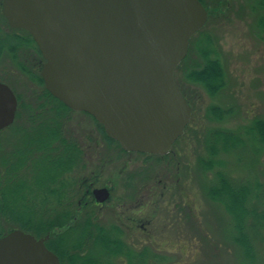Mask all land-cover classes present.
Returning a JSON list of instances; mask_svg holds the SVG:
<instances>
[{
    "label": "rangeland",
    "instance_id": "obj_1",
    "mask_svg": "<svg viewBox=\"0 0 264 264\" xmlns=\"http://www.w3.org/2000/svg\"><path fill=\"white\" fill-rule=\"evenodd\" d=\"M205 1L207 22L200 34L193 37L189 58L174 72V79L192 107L186 135L173 148L178 159L177 171L173 163L165 167L169 177L161 172L155 178L154 190L163 193L154 206L144 211V216L150 220V224L145 225L146 232L124 230V237L131 243L132 252L148 255L147 264H264V226L255 228L251 217L247 219L254 262L245 260L234 241L236 232L232 218L206 196V190L215 182L216 172L221 171L235 182L248 185L249 209L258 213L264 211V149L247 133L255 119H264V32L257 23L260 17L264 18V4L258 3L260 0H224L216 6L210 0ZM203 37L210 38L215 52L211 56L219 59L226 76L225 88L214 97L208 96L200 86L183 80V70L198 61L196 44L201 43ZM0 78L24 100L30 93L40 92V87L28 83L17 72L7 56L0 59ZM210 106L231 109L232 115L221 122L211 120L205 113ZM17 122L20 126L17 130L1 131L0 143L5 146L0 153L1 169L6 161L1 157L34 138L30 132H20L27 124L24 117ZM64 125L67 134L84 146L88 165L82 177L99 176L102 182L109 180V185L115 189L114 196L123 195V177L138 164L127 163L126 157L119 160L115 148L106 143L93 119L85 113H70ZM219 129L236 132L242 145L230 153H220L216 158L220 165L205 170L200 163L209 160L207 143L211 133ZM131 158L138 163V157ZM22 180L28 183L29 177L22 176ZM8 189L11 191V185ZM7 196L9 201L16 200L11 193ZM134 208L127 204L115 208L111 200L101 210L98 222L105 228L111 227L117 223L120 213L125 216ZM8 229L10 226L0 218V231ZM148 237H152L151 244Z\"/></svg>",
    "mask_w": 264,
    "mask_h": 264
},
{
    "label": "water",
    "instance_id": "obj_2",
    "mask_svg": "<svg viewBox=\"0 0 264 264\" xmlns=\"http://www.w3.org/2000/svg\"><path fill=\"white\" fill-rule=\"evenodd\" d=\"M1 14L31 36L45 90L94 118L122 150L164 155L183 134L191 108L174 71L207 21L198 0H2ZM16 110L0 82V131ZM93 195L103 202L109 193ZM47 239L10 231L0 237V264H60Z\"/></svg>",
    "mask_w": 264,
    "mask_h": 264
},
{
    "label": "trees",
    "instance_id": "obj_3",
    "mask_svg": "<svg viewBox=\"0 0 264 264\" xmlns=\"http://www.w3.org/2000/svg\"><path fill=\"white\" fill-rule=\"evenodd\" d=\"M198 1L207 10L206 1ZM210 1L217 4L216 6L224 2V0ZM258 3L263 5L264 0ZM257 23L264 32V18L260 17ZM197 34H200V31ZM192 40L193 37L189 41L186 57L176 70L189 58L192 52ZM196 54L198 61L183 70V80L200 86L208 96L214 97L225 88L227 82L219 59L211 56L215 52L211 48L210 38H201V43L196 44ZM5 56L28 83L40 87V92L30 93L32 96H38L37 101L24 100L21 95L14 92L18 108L15 122L6 130L9 132L17 130L20 127L17 120L25 117L28 118L29 123L27 129L21 128L20 132H30L34 138L27 145L16 150L12 149L6 153V156L1 157L6 161L2 163L3 169L0 168V218L4 224L10 226V229L1 230L0 237L14 229L30 233L36 238L48 236L45 246L58 257L60 264H145L137 252H132L124 245L119 235L121 230L113 227L108 229L98 222L95 223V213L82 220V225L77 224L74 196L76 151L77 168L81 165L84 169L86 164L78 140L76 148V140L67 134L64 127L69 114L73 111L45 90L39 75L44 60L26 31L9 28L1 14L0 0V59ZM0 82L7 83L2 78ZM178 86L181 88L180 84ZM183 95L185 96L184 93ZM49 104L53 105L48 106ZM46 112H53L54 117L49 120L40 118L42 122L38 123L36 117H41ZM205 113L207 118L221 122L232 115V110L210 106ZM93 122L106 143L122 152L120 145L105 134L102 126L94 119ZM247 133L253 136L259 147L264 149V119H255ZM50 138L59 141L61 147L59 162L43 164L38 160L46 157L48 147L52 145V141H48ZM241 145L242 141L236 132L228 129L215 130L207 143L209 160L202 161L201 167L205 170L213 169L214 166L220 165L216 161L220 153H230ZM4 147L0 143V153L4 151ZM14 147L16 148V145ZM31 158L35 161L32 164L29 162ZM22 176L29 177V182L22 180ZM9 185L11 191L8 189ZM249 192L247 184L235 182L218 171L215 174V182L206 190V196L222 206L232 218L236 232L234 241L241 249L245 260L254 262V245L247 233L246 222L251 217L255 228L263 227L264 211L258 213L254 209V211L249 209L247 205ZM8 193H11L16 200L9 201Z\"/></svg>",
    "mask_w": 264,
    "mask_h": 264
},
{
    "label": "flooded vegetation",
    "instance_id": "obj_4",
    "mask_svg": "<svg viewBox=\"0 0 264 264\" xmlns=\"http://www.w3.org/2000/svg\"><path fill=\"white\" fill-rule=\"evenodd\" d=\"M184 96V95H183ZM38 96H32L29 95L28 99H31L32 101H37ZM186 102L191 108V114H192V107L190 105V102L187 97H185ZM35 105V104H34ZM53 104H49L48 106H51ZM54 117L53 112H46L44 113L41 117L37 116L36 118L38 119L37 122L40 123L42 120L40 118H43L44 120H49V118ZM59 120V119H58ZM191 120V117H190ZM15 121V120H14ZM27 122L29 123L28 118L24 117V123ZM190 124V121L188 125L185 127L184 132L181 136H179L175 142L172 144L171 148L169 151L164 154V155H159V154H146V153H138V152H125L122 150H116L118 156V159L121 160L124 157L127 159V163H134L138 164L134 166V171L126 173L123 177V185H124V190L122 192L123 195H118L114 196V187L112 184L109 185V180L106 182L100 181L101 179L99 176H87V177H82V172H84L87 169V166L82 169L81 165L77 168V151H76V156H75V190H74V196H75V211L77 213V224L82 225V220H85L89 215L92 213H95V219L97 223V219L99 214L101 213V210L103 207L107 206L108 203L113 200V205L115 208H121L122 206H125L126 204L131 208V207H136L130 212H128L127 215H121L122 213L119 214L118 221L117 223L109 226L108 229L117 228L120 231L121 234V240L124 242V245L129 249L130 248V242L125 239L124 237V230H135L138 229L139 231H142L143 233L146 232V227L145 225L150 224L149 218H146L144 216V211H146L147 208H150L154 206L159 199L160 196H162L163 192H157L155 191V185L154 181L155 178L159 175V173L164 172V176L166 175L169 177V173L166 174L167 169L165 167L173 165L175 163V172L177 171V166H178V159L176 156V153H174V146L178 141H180L185 135L187 128ZM27 125V124H26ZM26 125L24 128L27 129ZM53 130V129H52ZM52 141L51 147H48L46 157L40 158L41 160H38L42 162L43 164H50V162L53 163H58L59 162V155L61 151V147L59 146V141H55L54 139H49L48 141ZM55 143H54V142ZM78 145L81 147H84L81 142L78 141ZM76 148H77V140H76ZM83 149V148H82ZM81 149V150H82ZM52 150V152H49ZM35 152V151H34ZM33 152V153H34ZM82 154L84 156L85 164L86 159H85V151H82ZM136 156L138 157V163L132 162L131 156ZM36 158V157H35ZM118 160L117 158H115ZM34 161L33 158L29 160L30 164H32ZM35 162V161H34ZM88 165V164H87ZM103 167L106 165L105 163L102 164ZM94 174V171L92 172ZM177 181V179H176ZM150 188L151 184H153V187H151L150 191L147 192V187L146 190L144 187L146 185ZM99 189H106L109 193L108 198L103 201L99 202L97 198L93 195L94 190H99ZM153 189V190H152ZM164 190H166V186L164 187ZM153 191V192H151ZM133 200V201H132ZM137 204V206L134 204ZM156 207V206H155ZM154 207V208H155ZM124 213V212H123ZM123 218V220H122ZM152 219V215H151ZM99 224V222H98ZM113 233V230L111 231ZM150 235V234H149ZM149 243L151 244L152 242V237H148ZM131 250V249H129ZM139 258L143 259L145 264H147V257L148 255L145 254L144 252L139 253Z\"/></svg>",
    "mask_w": 264,
    "mask_h": 264
}]
</instances>
